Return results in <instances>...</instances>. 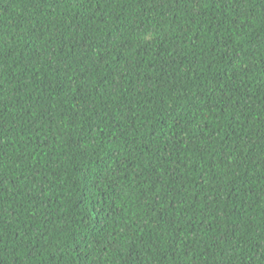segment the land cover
Wrapping results in <instances>:
<instances>
[{
  "label": "trees",
  "instance_id": "obj_1",
  "mask_svg": "<svg viewBox=\"0 0 264 264\" xmlns=\"http://www.w3.org/2000/svg\"><path fill=\"white\" fill-rule=\"evenodd\" d=\"M0 264H264V0H0Z\"/></svg>",
  "mask_w": 264,
  "mask_h": 264
}]
</instances>
